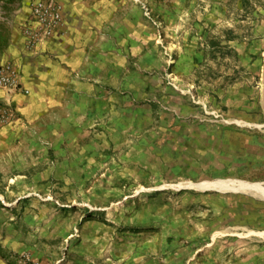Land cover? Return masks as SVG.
<instances>
[{"label":"rangeland","instance_id":"obj_1","mask_svg":"<svg viewBox=\"0 0 264 264\" xmlns=\"http://www.w3.org/2000/svg\"><path fill=\"white\" fill-rule=\"evenodd\" d=\"M144 1L161 92L111 133L0 160L18 240L54 263L264 264V196L245 188H264V0Z\"/></svg>","mask_w":264,"mask_h":264},{"label":"crops","instance_id":"obj_2","mask_svg":"<svg viewBox=\"0 0 264 264\" xmlns=\"http://www.w3.org/2000/svg\"><path fill=\"white\" fill-rule=\"evenodd\" d=\"M31 1H0V66L11 63L21 83L15 91L0 89V102L10 101L15 111L0 127V160L21 154L16 149L24 142L66 141L100 128L111 133L115 123L136 119L146 93L155 99L162 88L160 24L146 15L144 0H57L62 24L29 50ZM2 173L0 165V189L16 188L2 182ZM1 197L0 264H18L25 252L54 264L18 240L17 216Z\"/></svg>","mask_w":264,"mask_h":264},{"label":"built area","instance_id":"obj_3","mask_svg":"<svg viewBox=\"0 0 264 264\" xmlns=\"http://www.w3.org/2000/svg\"><path fill=\"white\" fill-rule=\"evenodd\" d=\"M30 10L35 26L27 27L24 30V35L26 37V48L32 50L39 42L50 37L54 29L62 24V3L57 0H32ZM145 12L146 15H149V10L146 7ZM20 86V74L18 70L11 63H3L0 66V89L15 91L20 89ZM23 92L28 93L26 89H23ZM14 116L15 111L11 102H0V127L9 124L14 120ZM65 256V253L62 254L60 259L54 264H62ZM18 264L46 263L25 252L19 257Z\"/></svg>","mask_w":264,"mask_h":264},{"label":"bare ground","instance_id":"obj_4","mask_svg":"<svg viewBox=\"0 0 264 264\" xmlns=\"http://www.w3.org/2000/svg\"><path fill=\"white\" fill-rule=\"evenodd\" d=\"M245 188H250V190H253V191H257V192H260L263 196H264V188L260 187V186H250V185H245Z\"/></svg>","mask_w":264,"mask_h":264}]
</instances>
